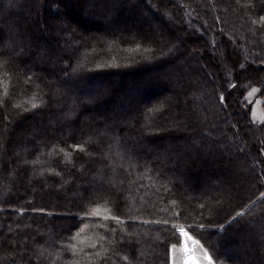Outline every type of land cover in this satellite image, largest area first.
<instances>
[{"label":"trees","instance_id":"16d2710c","mask_svg":"<svg viewBox=\"0 0 264 264\" xmlns=\"http://www.w3.org/2000/svg\"><path fill=\"white\" fill-rule=\"evenodd\" d=\"M151 1L0 0L5 264H171L172 226L216 264H264V167L225 111L263 161L240 107L264 96V0ZM207 21L235 72L216 86L189 49L217 46Z\"/></svg>","mask_w":264,"mask_h":264},{"label":"rangeland","instance_id":"374dc122","mask_svg":"<svg viewBox=\"0 0 264 264\" xmlns=\"http://www.w3.org/2000/svg\"><path fill=\"white\" fill-rule=\"evenodd\" d=\"M151 2H155L154 0H152ZM249 0H241V4H246L248 3ZM187 5V3H186ZM188 10L185 12L186 14L184 16H189L190 19H193L195 22L196 20L194 19V17H196V13L191 12V6L188 4ZM187 9V8H186ZM156 10V9H155ZM156 12L163 14V10L162 8H157ZM172 25L171 29L175 30V36L177 37L178 35L180 37H183L184 34L183 32H181L180 30H178V28H176V23H174V21H172ZM204 23V24H203ZM202 23V29L203 30H208L206 31L208 33V35H210V37H215L216 41L218 42V36L219 33L215 32V28H212L210 26V24L203 22ZM195 23L192 22L190 24V26H195ZM209 27V29H208ZM199 33H203L202 30L198 31ZM179 38V37H178ZM182 39V38H181ZM230 45L233 44V40H230ZM190 48L191 53L197 55H200L201 58H203V60L206 62V66L207 70L209 72H211L212 76H211V82L214 86L219 84L218 81V71L219 72H223L227 77H231L233 75V77L235 76V72L234 70L232 71L228 60L226 59V56L224 54V50L221 48V46L219 45V42L217 43V46L215 47L214 45H212L213 48H210V50L207 51H203L197 47L195 44L191 43L190 44ZM238 45L240 48H244L245 47V51H246V46L249 45V42L247 41V39H241L240 42H238ZM233 49V51H236L238 48L236 45H234L232 48L230 46V50ZM179 51V50H178ZM178 51L176 50V53L178 54ZM209 53V55L211 56V60H212V64L209 63L208 61V56L207 54ZM189 55L188 53H185V56ZM248 53L246 51V54L244 55V59L248 60L249 57L247 56ZM200 60V58H199ZM202 60V59H201ZM264 75V73H263ZM238 78V77H237ZM239 79V78H238ZM253 79L251 77H247L245 78L243 81H241V79L239 80V86L243 87L247 84H249V82H251ZM254 81V80H253ZM260 86H252L250 89L247 90L245 96H244V108L240 107L241 110L243 111H247L248 113H250V118H251V123L253 124V126L255 127H262L264 125V96L260 93L259 91ZM202 99V97H201ZM205 103H201V106H203ZM205 109H207V107L204 105L203 106ZM228 116V121L233 120L235 123H237L238 125V129L237 131L235 130L234 133V137L235 139H239L240 140V144L239 145H235L234 147L236 149H238V151H243L247 157L251 160L253 165H256L255 162L261 163L264 167V160H260L259 155L255 154L254 149H252L251 147H249V143L248 140H246L244 137H242V125L240 122L236 121V114L233 111L231 102H229L228 104V108L227 110H225ZM207 113L210 114L211 111L207 110ZM216 116V114H215ZM254 130V134L256 135V141L259 142L260 144H262V142H264V135H259L261 133V130L259 131V129H253ZM225 142V141H224ZM258 160V161H257ZM255 221V222H254ZM251 221V225H255V223L257 224L259 222V220H254ZM262 223H264V220H262ZM180 229H183L185 232L188 233L187 236H181V243L176 246L174 249H172L171 251V264H182L184 262V259L191 253H196L197 256H199V258L202 260V263L204 264H208V260L207 257L211 256L209 254V252L204 248V246L199 242V240H197L191 233H189L188 230H186L185 228L181 227L178 230L180 231ZM19 248V247H18ZM212 257V256H211ZM0 257V264H5L4 262V258ZM213 259V258H212ZM213 264H216L213 260Z\"/></svg>","mask_w":264,"mask_h":264},{"label":"snow or ice","instance_id":"6c2138e0","mask_svg":"<svg viewBox=\"0 0 264 264\" xmlns=\"http://www.w3.org/2000/svg\"><path fill=\"white\" fill-rule=\"evenodd\" d=\"M262 19H264V18H262ZM221 100H223L222 97H221ZM94 214L99 215L98 212H95ZM238 215H239V214H238ZM103 219H104L105 221L111 219V220H113V221H116L117 223L120 222V217H118V216H111V217H109V216H104ZM145 223H147V222H145ZM156 223H160V222L157 221ZM165 223H166V222H165ZM172 228H173V237H172V238H173V239H176L178 242H179V239L181 238V236H187V235H188V233L185 232L183 229H180L179 232H176L174 226H172ZM197 228H203V225H194L193 228H192V230L195 231ZM112 231H115V230L113 229ZM93 247H95V245H93ZM175 247H176L175 244H172V245H171V249H174ZM171 249H170V250H171ZM125 259H126V258H125ZM207 260H208V264H213V259H212L211 256H208V257H207Z\"/></svg>","mask_w":264,"mask_h":264},{"label":"bare ground","instance_id":"6f19581e","mask_svg":"<svg viewBox=\"0 0 264 264\" xmlns=\"http://www.w3.org/2000/svg\"><path fill=\"white\" fill-rule=\"evenodd\" d=\"M182 264H204L196 253H191L184 259Z\"/></svg>","mask_w":264,"mask_h":264},{"label":"water","instance_id":"95a60500","mask_svg":"<svg viewBox=\"0 0 264 264\" xmlns=\"http://www.w3.org/2000/svg\"><path fill=\"white\" fill-rule=\"evenodd\" d=\"M187 258V257H186Z\"/></svg>","mask_w":264,"mask_h":264}]
</instances>
